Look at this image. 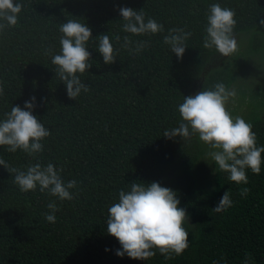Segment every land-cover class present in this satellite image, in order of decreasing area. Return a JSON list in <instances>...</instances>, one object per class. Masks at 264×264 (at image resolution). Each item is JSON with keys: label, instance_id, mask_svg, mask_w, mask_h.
Masks as SVG:
<instances>
[{"label": "trees", "instance_id": "16d2710c", "mask_svg": "<svg viewBox=\"0 0 264 264\" xmlns=\"http://www.w3.org/2000/svg\"><path fill=\"white\" fill-rule=\"evenodd\" d=\"M15 2V0H14ZM23 5L18 23L0 31V120L13 106L24 107L34 96L33 115L51 135L43 151L29 156L0 146L10 167L52 163L62 168L65 183L77 181L72 200L47 192H21L15 173L0 165V264H264V153L259 174L246 169L248 183L237 184L214 164L213 186L199 185L194 171L205 146L198 136L186 142L168 139L166 130L179 127L184 97L223 82L231 89L241 68L240 56L264 57V0H16ZM235 10V35L249 36L243 53L207 70L218 54L203 47L210 5ZM121 7L143 9L145 22L155 19L163 32L134 35L123 31ZM77 19L92 30L87 42L92 67L77 75L89 91L76 99L56 75L51 58L61 51L60 25ZM0 23H6L0 21ZM191 33L182 59L163 41L169 30ZM107 34L116 60L105 64L96 37ZM120 36V40L115 39ZM146 42L135 54L123 38ZM197 88V91L195 89ZM250 103L244 119L253 125L257 146L264 147V80L254 92H240ZM170 174V175H169ZM132 182H157L177 193L186 210L189 247L166 259L158 249L148 260L120 257L119 241L107 233L108 208ZM244 188L249 189L242 195ZM229 191L232 204L215 212ZM55 202L56 222L45 219Z\"/></svg>", "mask_w": 264, "mask_h": 264}, {"label": "clouds", "instance_id": "9594fccd", "mask_svg": "<svg viewBox=\"0 0 264 264\" xmlns=\"http://www.w3.org/2000/svg\"><path fill=\"white\" fill-rule=\"evenodd\" d=\"M22 7L16 0H0V21L6 22L0 23V31L17 25ZM119 14L124 21L123 31L126 33L139 36L164 30L163 25L153 18L145 22L143 9L137 11L121 7ZM235 16L233 9L222 7L219 3L210 5L203 47L215 48L224 57L237 52L239 45L234 31L237 24ZM260 24L264 26V19L260 20ZM59 31L63 34L59 41L61 51L52 56L51 62L57 66L56 75L66 85L68 97L75 100L82 90L89 91V86L82 83L77 73L83 74L92 67L91 53L87 50V42L93 38L92 30L77 19H68L60 25ZM190 36L191 33L182 28H173L164 36L163 41L178 59H182ZM96 38L99 41L98 52L104 63H114L116 52L109 35L101 34ZM115 39L119 41L121 38L116 36ZM123 40V47L135 54L146 47V42L141 41L133 49L129 47L132 41L128 36ZM2 94L3 88L0 87ZM236 95L234 88L230 89L219 82L212 89H203L194 96L184 97L178 107L182 118L179 127L166 130L163 136L168 139L179 136L186 142L193 135L198 136L210 149L207 156L216 165V172L218 168L229 173L230 181L247 184L246 169L254 174L261 171L264 147L257 146L253 125L241 116H232L228 110V103ZM35 100L33 96L30 101H25L23 108L13 106L5 114V119L0 120V146H7L8 152L21 150L29 156H35L43 151L41 141L49 137L51 132L32 114ZM0 165L9 173H15L14 183L21 192L35 191L39 187L40 192H47L61 201L74 198L70 190L77 187V181L65 183L60 175L63 169H57L52 163L47 166L40 163L29 165L26 171L10 167L3 158H0ZM130 184V191L121 190L118 202L108 208L107 233L121 245L116 255H127L133 260H148L156 255L154 249H158L166 259L172 253L182 254L189 247V233L183 226L189 217L186 210L179 207L177 193L157 182ZM248 191L244 188L241 194L245 195ZM231 204L229 191H226L213 211L220 212ZM47 207L50 212L45 214V219L55 223V213L59 209L55 202H50ZM244 264H247V259Z\"/></svg>", "mask_w": 264, "mask_h": 264}, {"label": "rangeland", "instance_id": "374dc122", "mask_svg": "<svg viewBox=\"0 0 264 264\" xmlns=\"http://www.w3.org/2000/svg\"><path fill=\"white\" fill-rule=\"evenodd\" d=\"M236 38L239 45L238 51L229 57H224L218 53L211 60L207 70L223 65L226 62L231 61L234 55H241L243 53L247 46L249 36L246 34H238L236 35ZM239 62L241 64V68L235 83L231 87V89L234 88L236 90L237 95L234 100H230L227 107L232 116H241L243 118L247 109V105L251 100L250 96L246 95L244 98V103L241 106L238 105L240 92L245 91L248 94L258 89V86H260L264 80V57H247L246 59H243V57L240 56ZM195 91H197V88ZM209 150L210 149L206 145L204 150L205 154L194 170L197 173L199 185L207 189L213 186L212 177L214 172V163L211 158L207 156Z\"/></svg>", "mask_w": 264, "mask_h": 264}]
</instances>
